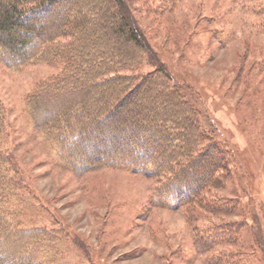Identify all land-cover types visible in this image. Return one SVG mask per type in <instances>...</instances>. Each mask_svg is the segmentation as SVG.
Returning <instances> with one entry per match:
<instances>
[{"label": "rangeland", "instance_id": "rangeland-1", "mask_svg": "<svg viewBox=\"0 0 264 264\" xmlns=\"http://www.w3.org/2000/svg\"><path fill=\"white\" fill-rule=\"evenodd\" d=\"M124 2L147 50L109 70L161 81L159 71L168 72L192 108L197 149L209 152L196 167L222 156L225 169L196 200L170 206L175 199L160 196L163 173L76 166L59 152L58 133L36 126L28 104L65 63L46 53L21 67L0 62V152L13 156L3 163L8 175L22 177L0 188V264H264V0ZM145 96L142 88L138 101ZM128 106L117 115L136 117ZM171 133L156 137L165 146ZM204 171L190 173L188 184L207 178Z\"/></svg>", "mask_w": 264, "mask_h": 264}, {"label": "trees", "instance_id": "trees-1", "mask_svg": "<svg viewBox=\"0 0 264 264\" xmlns=\"http://www.w3.org/2000/svg\"><path fill=\"white\" fill-rule=\"evenodd\" d=\"M61 35L69 40L55 42ZM140 47L147 50L124 0H0L1 63L21 67L46 53L65 67L74 64L41 83L28 103L36 126L58 133L61 155L81 168L134 165L150 175L163 173L167 185L160 196L166 203L175 199L170 206H178L196 200L202 186L213 185L225 169V160L222 156L208 159L203 164L207 178L197 176L188 184L190 173L203 168L196 166L208 158L212 147L208 145L207 153L197 149L201 140L194 135L192 108L181 98L177 82L165 70L159 71L165 81L151 74L128 77L109 70L129 65ZM169 84L164 94L162 89ZM142 88L147 96L138 101ZM128 104L134 106L136 117L117 115ZM3 127L0 115V134ZM168 131L172 141L164 146L156 136L167 141ZM119 133L127 135L118 139ZM139 134L150 135L139 139ZM100 151L106 152L97 157ZM163 153L167 154L165 163L157 164ZM12 157L0 152V188L22 182V177L8 175L4 169L3 163H12ZM164 189L168 191L163 193Z\"/></svg>", "mask_w": 264, "mask_h": 264}]
</instances>
